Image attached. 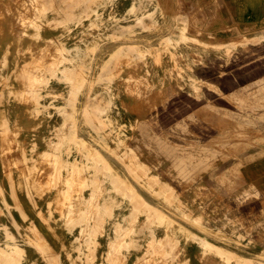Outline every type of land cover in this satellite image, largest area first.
I'll list each match as a JSON object with an SVG mask.
<instances>
[{
	"label": "rangeland",
	"instance_id": "obj_1",
	"mask_svg": "<svg viewBox=\"0 0 264 264\" xmlns=\"http://www.w3.org/2000/svg\"><path fill=\"white\" fill-rule=\"evenodd\" d=\"M118 1H0V264H256L264 28Z\"/></svg>",
	"mask_w": 264,
	"mask_h": 264
},
{
	"label": "crops",
	"instance_id": "obj_2",
	"mask_svg": "<svg viewBox=\"0 0 264 264\" xmlns=\"http://www.w3.org/2000/svg\"><path fill=\"white\" fill-rule=\"evenodd\" d=\"M197 1L198 3L199 2L202 3L204 12L206 9L205 2L208 1L207 2L208 10L213 11V14L215 16L214 18L216 19L217 22L222 20L224 24L233 23L241 30L248 32L256 31L264 28V0H197ZM125 3L128 4L129 0H122V1L119 0L117 2V5L123 6L125 5ZM130 7H131L130 4H128L125 8L124 7L122 8L128 9ZM255 85H258L260 92L264 93V80L258 81V83H255ZM260 98L264 100V95L261 94ZM257 104L264 105V102ZM12 115L11 117H13ZM259 117L261 118L260 119L261 126H259L260 127L259 143L254 145L255 149L250 148L245 150L244 162L242 163V165H240V172L243 178L245 179L247 185L252 186L258 192L263 194L264 193V112L263 111H261ZM12 119L13 118H11L10 120ZM3 182L4 185H6V182L5 181ZM16 195H17V200L21 205L24 214L28 217H31L25 200H23L20 197L17 191H16ZM6 200H9L8 196H6ZM263 211L264 209L261 203V209L257 212V214H261V212L263 213ZM15 213L21 217L18 211H15ZM34 217L35 218L32 219H34V222L37 223L36 213ZM230 221L231 219H229L228 217L224 220V222H230ZM35 225L37 226L38 224ZM257 225H260L262 229L264 228L263 217L261 218L260 223H258ZM40 232L43 235L48 234V232H45L44 230H40ZM44 237L48 240L47 236ZM50 245L52 246L51 243ZM250 251H251L250 252L251 257L250 258L249 256L246 257V261L250 259L251 261H255L256 264H264V244L261 243L260 245H256L255 247H252ZM246 253H249V250L246 251ZM31 261H32L31 264H33L34 262L35 264H49L47 262L46 263L43 262L41 259H39V257H33Z\"/></svg>",
	"mask_w": 264,
	"mask_h": 264
},
{
	"label": "bare ground",
	"instance_id": "obj_3",
	"mask_svg": "<svg viewBox=\"0 0 264 264\" xmlns=\"http://www.w3.org/2000/svg\"><path fill=\"white\" fill-rule=\"evenodd\" d=\"M1 1V0H0ZM3 2V1H2ZM17 15H18V13H17ZM0 22H1V20H0ZM2 26V25H1ZM9 40V39H8ZM4 41V40H3ZM13 48V47H12ZM149 99V98H148ZM158 99V98H157ZM156 100V99H155ZM145 102V101H144ZM141 104V103H140ZM152 107V106H151ZM25 123V122H24ZM32 125V124H31ZM170 194V193H169ZM159 213V212H158ZM207 218V217H206ZM39 233V232H38ZM57 258V257H56ZM56 260V259H55ZM5 264H16L15 263V260H14V258H12L11 257V255L9 254L8 255V257H7V261H6V263ZM137 264V263H136Z\"/></svg>",
	"mask_w": 264,
	"mask_h": 264
}]
</instances>
